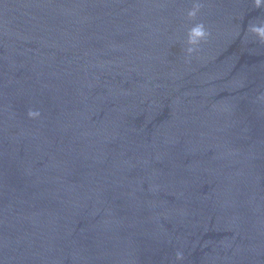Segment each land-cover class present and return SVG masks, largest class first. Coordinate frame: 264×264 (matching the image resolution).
<instances>
[{
  "label": "water",
  "instance_id": "1",
  "mask_svg": "<svg viewBox=\"0 0 264 264\" xmlns=\"http://www.w3.org/2000/svg\"><path fill=\"white\" fill-rule=\"evenodd\" d=\"M264 0H0V264H264Z\"/></svg>",
  "mask_w": 264,
  "mask_h": 264
},
{
  "label": "clouds",
  "instance_id": "2",
  "mask_svg": "<svg viewBox=\"0 0 264 264\" xmlns=\"http://www.w3.org/2000/svg\"><path fill=\"white\" fill-rule=\"evenodd\" d=\"M257 2L260 3L261 0H257ZM254 31H257L260 35L264 36V28H256Z\"/></svg>",
  "mask_w": 264,
  "mask_h": 264
}]
</instances>
